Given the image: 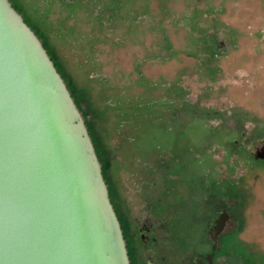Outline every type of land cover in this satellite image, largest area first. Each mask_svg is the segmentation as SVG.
I'll use <instances>...</instances> for the list:
<instances>
[{
  "label": "rangeland",
  "instance_id": "obj_1",
  "mask_svg": "<svg viewBox=\"0 0 264 264\" xmlns=\"http://www.w3.org/2000/svg\"><path fill=\"white\" fill-rule=\"evenodd\" d=\"M10 1L83 114L129 235L153 224L182 256L228 208L222 258L264 264V0Z\"/></svg>",
  "mask_w": 264,
  "mask_h": 264
},
{
  "label": "water",
  "instance_id": "obj_2",
  "mask_svg": "<svg viewBox=\"0 0 264 264\" xmlns=\"http://www.w3.org/2000/svg\"><path fill=\"white\" fill-rule=\"evenodd\" d=\"M0 264H131L83 114L10 0H0Z\"/></svg>",
  "mask_w": 264,
  "mask_h": 264
},
{
  "label": "flooded vegetation",
  "instance_id": "obj_3",
  "mask_svg": "<svg viewBox=\"0 0 264 264\" xmlns=\"http://www.w3.org/2000/svg\"><path fill=\"white\" fill-rule=\"evenodd\" d=\"M224 210H228V208H223L214 220V224L210 225L207 237L208 248L192 250L182 256L178 253L176 239L174 240L173 237L172 240L169 239L170 234H163L162 228H153L151 227L153 224L144 223V227L141 226L142 224L138 226V235L134 236L129 235L123 224L131 264H229L226 259L222 258L225 256L221 253L223 252V238L229 229L233 228L235 219L230 214L227 216L221 231L216 232L215 229V222L224 214ZM172 231L168 230V232Z\"/></svg>",
  "mask_w": 264,
  "mask_h": 264
},
{
  "label": "trees",
  "instance_id": "obj_4",
  "mask_svg": "<svg viewBox=\"0 0 264 264\" xmlns=\"http://www.w3.org/2000/svg\"><path fill=\"white\" fill-rule=\"evenodd\" d=\"M14 6V5H13ZM19 12V11H18ZM20 13V12H19ZM21 14V13H20ZM24 20H25V22L29 25V23H28V21L24 18ZM30 26V25H29ZM31 27V26H30ZM32 28V27H31ZM33 29V28H32ZM37 34V33H36ZM38 35V34H37ZM39 36V35H38ZM40 38V37H39ZM41 39V38H40ZM42 40V39H41ZM42 42H43V44H44V47L47 49V51H48V53H49V50H48V48L46 47V45H45V43H44V41L42 40ZM51 57V56H50ZM52 60H53V58H51ZM55 64V63H54ZM55 66H56V68H57V65L55 64ZM57 70H58V68H57ZM59 71V70H58ZM90 134H91V132H90ZM96 150H97V147H96ZM97 153H98V156L100 155L99 154V151L97 150ZM99 158H100V156H99ZM103 172H104V169H103ZM105 176V175H104Z\"/></svg>",
  "mask_w": 264,
  "mask_h": 264
}]
</instances>
